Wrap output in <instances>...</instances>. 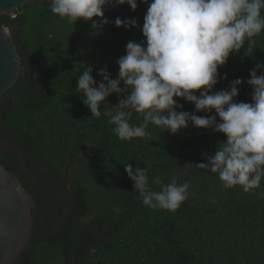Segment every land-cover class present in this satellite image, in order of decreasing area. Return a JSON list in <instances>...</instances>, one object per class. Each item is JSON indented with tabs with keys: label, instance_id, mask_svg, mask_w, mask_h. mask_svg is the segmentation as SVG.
<instances>
[{
	"label": "trees",
	"instance_id": "trees-1",
	"mask_svg": "<svg viewBox=\"0 0 264 264\" xmlns=\"http://www.w3.org/2000/svg\"><path fill=\"white\" fill-rule=\"evenodd\" d=\"M47 3L31 0L14 16L0 14L21 66L15 84L0 97V162L34 200L29 240L12 264H264V178L245 192L240 185L224 188L217 173L197 167L226 141L224 134L191 122L172 134L149 123L148 136L121 140L109 120L125 94L106 97L96 117L76 91L87 66L97 82L105 65L110 78H117L115 60L127 42L144 40L148 4L137 0L135 11L127 4L105 6L108 20L135 18L139 27L104 25L92 43L94 61L83 63L80 46L91 22L61 18ZM253 39V53L245 44L218 68L227 78L218 79L213 90L241 78L236 102H251L249 70L264 64V31ZM175 99L183 105L178 110L194 112L191 102ZM142 120L134 111L128 117L137 126ZM126 164L146 168L154 191L173 176L178 184L187 182V199L174 212L148 208Z\"/></svg>",
	"mask_w": 264,
	"mask_h": 264
},
{
	"label": "clouds",
	"instance_id": "clouds-1",
	"mask_svg": "<svg viewBox=\"0 0 264 264\" xmlns=\"http://www.w3.org/2000/svg\"><path fill=\"white\" fill-rule=\"evenodd\" d=\"M147 3L141 33L142 43L127 42L125 54L115 60L117 78L111 79L107 66L101 67L97 82L87 66L77 78L76 91L83 94V103L92 116L106 97H118L116 114L109 123L121 140L144 138L149 135V123L176 134L191 125L211 129L226 136L213 155H205L207 163L197 167L217 173L224 188L236 185L249 192L259 188L264 178V64L256 63L249 70L247 84L252 87L251 102H236L241 78L232 80L227 89L213 90L230 53L245 44L254 51V37L264 31V0H140ZM127 4L135 11L137 0H48V9L61 18L75 23L78 19L91 22L92 35L108 23L126 30L139 27L135 18L104 17L105 6ZM93 17L101 18L99 21ZM260 74L257 75V71ZM121 83L123 87H120ZM199 90V94L196 91ZM175 98L194 105V112L182 109ZM214 114L196 115V112ZM142 115L137 126L130 124L132 112ZM219 118V119H217ZM127 176L134 182L143 205L150 209L176 211L188 195L190 185L171 182L160 191L148 186L146 168L125 165ZM156 183H160L159 180ZM264 196V193H260ZM214 202V201H213Z\"/></svg>",
	"mask_w": 264,
	"mask_h": 264
},
{
	"label": "water",
	"instance_id": "water-1",
	"mask_svg": "<svg viewBox=\"0 0 264 264\" xmlns=\"http://www.w3.org/2000/svg\"><path fill=\"white\" fill-rule=\"evenodd\" d=\"M31 0H0V14L14 16L18 6ZM16 48L0 25V97L20 75ZM32 195L19 178L0 162V264H12L26 246L32 226Z\"/></svg>",
	"mask_w": 264,
	"mask_h": 264
},
{
	"label": "rangeland",
	"instance_id": "rangeland-1",
	"mask_svg": "<svg viewBox=\"0 0 264 264\" xmlns=\"http://www.w3.org/2000/svg\"><path fill=\"white\" fill-rule=\"evenodd\" d=\"M93 29L90 26L83 34L82 37V43L80 46L81 52H82V62L83 63H91L92 61H94V50H93V40L96 39L98 35L93 36L92 33ZM100 33V31H99ZM117 65V64H116ZM118 67V65H117Z\"/></svg>",
	"mask_w": 264,
	"mask_h": 264
}]
</instances>
